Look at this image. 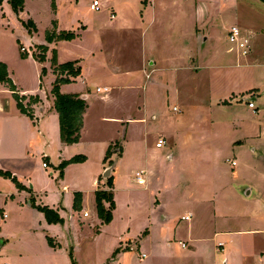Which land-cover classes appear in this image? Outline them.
<instances>
[{"label":"rangeland","instance_id":"374dc122","mask_svg":"<svg viewBox=\"0 0 264 264\" xmlns=\"http://www.w3.org/2000/svg\"><path fill=\"white\" fill-rule=\"evenodd\" d=\"M93 1L26 0V12L17 16L9 0H4L0 62L8 65L19 89L28 94L42 89L44 93L51 86L50 77L43 78L41 87L43 65L35 55H40L39 46L46 44L47 32L78 33L85 26L88 30L80 42L64 46L71 57L100 39L103 55L114 57L132 71H139L145 45L150 62H160L157 73L150 64L147 67L151 82L144 78V86L135 85L116 103L106 100L111 89L97 93V88L106 86L98 74L86 90L79 84L94 100L93 112L102 123L98 140L116 139V148L128 153L121 160L120 154H114L115 148L112 151L113 163L118 164L119 189L113 221L102 225L97 234L91 223L94 217L83 218L86 230L75 234L73 215L78 214L72 208L73 195L59 193L63 194L64 186L69 187L68 193L77 191L76 186L86 188L82 171L62 168L64 162L47 170L42 167L43 156L26 131L29 119L20 113L10 92L1 87L0 150L17 151L13 146L19 137L18 150L27 151V155L21 162L0 161V171H15L12 176L26 185L25 191L37 194L25 201L11 179L12 189L0 180V220L3 214L8 215L0 228V241L4 242L0 263L73 264V255L78 264H264L263 0H179L169 14H163L162 24L150 16L144 17L149 23L141 21L146 0H99L100 11L91 10ZM123 1L124 30L117 26L119 19H111L117 3ZM167 1L157 0L156 4ZM171 24L174 26L166 31ZM233 26L251 41L253 50L247 57L238 58L235 50L228 51L232 46L227 38ZM185 47L200 56L199 65L187 69L182 57ZM249 99H255L257 114L249 108ZM130 119L133 128L125 138ZM163 136L167 145L157 150L156 142ZM90 156L98 160L96 151ZM134 158L138 159L136 165ZM145 169L147 189L134 182L135 174ZM248 190L250 195L245 197ZM40 205L59 209L63 219L50 233L37 208ZM188 213L192 220L182 221ZM61 231L63 248L50 252L46 236ZM71 240L76 243L69 244ZM70 245L77 246L74 252ZM144 254L146 258L141 260Z\"/></svg>","mask_w":264,"mask_h":264},{"label":"crops","instance_id":"0c3cea01","mask_svg":"<svg viewBox=\"0 0 264 264\" xmlns=\"http://www.w3.org/2000/svg\"><path fill=\"white\" fill-rule=\"evenodd\" d=\"M156 2H157V0H146L145 1V3H146L145 10H144V12H141V21L143 20L144 24L149 23V20H147V22H145V20H144V17L149 19V16H150V20L153 19V20H155V22L159 21V23L161 22V24H162V18L161 17L163 16V14L164 13L169 14V10L171 8H174V6L179 3V0H168L167 2H161L159 5H157ZM170 5H172V6H170ZM125 7H126V3H124V1L122 4L117 3L116 11L113 10V14H112V15H114V18H112V15H111L112 20L119 19L120 24H118L117 26H118V28H122L123 30H124V27H127L126 26L127 24L124 22V19L126 18ZM24 9H25L24 12H26V2H25V8ZM117 11H118V16H117ZM173 26H174L173 24L168 25V28L166 29V31H168ZM99 27H100V25H99ZM81 30L82 31L75 33L76 38L72 41L53 42L52 44H48L46 42L45 45L48 46V52L46 54L47 60L42 65H43V67H45L47 69V75L45 77H50L49 81L51 83V86L49 89H47L44 93H42V89H40L38 94L37 93L36 94H28L27 91H22L15 84L17 86V89L19 90V93L21 96H25V97L29 98L31 96H37L38 95L40 97V99L42 100V102L40 104L32 107L33 113H34V120L30 119L29 117H27L26 115H24L20 112L25 118L29 119V121H28L29 123L28 122L26 123V131L28 132L29 137L34 141V143H35L34 146H35V148H37L39 150V152H40L39 154H41V156H43L42 167L47 170L50 165H52V166L55 165V167H56L57 164H61L65 161H69L76 156H84L86 158V160L82 163H74V164H70L66 167V169H70V168L74 167V168H78L79 170L82 171L81 179L83 181L87 182L86 188H83L81 186H78V187L76 186L77 191L71 190L68 193L69 187L64 186L63 187L64 188L63 194L61 192L59 193L61 196L62 195L65 196L66 194H69V195L72 194L73 195L72 208H73V211L76 214H78V216L73 215V217H75L77 220L76 227L74 228V232L76 235H78V234H80L86 230L85 222H83V218L91 219L94 217V219L91 220V223H94L96 225L94 227V230L97 234H100L102 232V225H109L110 224V223L109 224H103L102 220L98 216L97 207H96V192L102 191V190L103 191H109L110 190L107 186V183H106L108 178L107 179L104 178V176L100 173L106 171V169L111 165L114 166V168L112 169L110 177H113V185H114L113 193H114L115 209H116V204H117L116 193L119 190V189H116L117 176L115 175L118 164H117V162H116V164L115 163L111 164V162H114V160H113L114 156L113 155L107 161L105 160L106 155H107V151L111 147L115 148V146L118 145L117 144L118 140H116V139L114 140L113 138L104 140L103 142L98 140V139H100L99 135H100L102 123L95 116V114L93 112L92 103L94 100H91L92 97H90V95L87 93V91L85 92V90L88 88V84L90 83L92 78H95V74H98L100 76L99 79H101L102 83L106 84V86L103 89H101L100 87L97 88V93H106L111 89L112 93L107 97L106 100L108 103H116L123 96L129 95L128 92L132 91V88L135 85L143 84V86H144L145 85L144 78H146V80H145L146 83L152 81V73L147 71V67L149 64H150L149 66L151 68H155L154 69L155 71L153 73H157L161 70L160 65H159L160 62L158 63V61H155V60L150 62L149 57L147 56L146 45L144 46V43H143V46H144L145 50L143 49V52H142V57H141L142 64H141L139 71H137V72L130 70V68H128V67L122 66V62H116L114 57L112 58V56L108 57L107 55H103V49H102L103 45H102L100 39L98 41L94 42L93 46L90 47L89 49H86L85 52H83L81 54H75L77 56L71 57L68 55V52L64 50V46L65 45L70 46L73 44H77V42H80L81 38H83V36L87 33L88 28H87V26H85V28H83ZM58 33H60V32H58ZM205 41H206V39H205ZM188 48L185 47L184 49H182L183 54H184L182 57L184 59V65L188 66L187 69L191 68L190 66L197 64V62L201 60L200 56L197 55L195 51H194V53L189 52ZM230 49L231 48L228 49L229 52H235L234 50L231 51ZM54 51L57 53V56H58V59H57L58 64H64L67 62H77V66L80 67V69H81V75H80V77H78L76 79V81L74 83L64 84L60 88V91L62 94H68L69 93V94L79 95L82 98H84L88 103V109L84 115V127L82 129L81 139H80L79 143H77V144L67 145V144H64L61 140L59 115L54 108V97L51 94V91L53 88V83L55 82V79H56V75H54L52 63L50 65H48L49 64L48 61L49 60L51 61V59H52V58L50 59V54L52 55ZM180 55H182V54H180ZM238 58H242V56L240 55V57L238 56ZM197 65H199V64H197ZM240 66H242V65H240ZM8 71H9V67H8ZM9 74H10V72H9ZM42 84L43 83L40 84L41 87L43 86ZM79 84L84 86L85 90H83L79 86ZM155 84L159 85L160 82H158V83L156 82ZM1 87L6 88L10 92L12 98L14 99L13 93L9 90V88L6 85L1 84L0 88ZM160 87H161V85H160ZM99 89H100V91H98ZM28 100L29 99H27V101L25 103H28ZM14 101H15V104L17 107V102L15 99H14ZM250 109H252V108H250ZM252 110L255 114L258 113L257 110H254V109H252ZM174 111L178 112L179 109L177 108V111L176 110H174ZM122 120H123V118H122ZM130 120H131V123L126 122L128 125L125 129V134H124L125 138L130 135L131 129L133 128L134 120L133 119H130ZM103 124H104V122H103ZM124 124L125 123H123L122 125H124ZM16 135L18 137V132ZM14 137H15V135L13 134L12 138H14ZM164 137L165 136H163L157 140V142H156L157 150H161L167 145L166 137L165 138ZM160 139H164V141L166 142V144L162 148L157 147V143L160 141ZM20 141L21 140L18 137V140L15 143L16 147H15V145L13 146L14 150H17V151H9L8 149L7 150L1 149L0 150V153H1L0 154V161H15V160L20 161V162L23 161L27 155V151L22 153L21 150H18V146L20 144ZM52 147L54 148V152L51 151ZM0 148H1V146H0ZM55 149L57 151V154L55 153ZM120 149L121 148H115L114 154H120L121 153ZM91 151L97 152L98 160L97 159L91 160V156H90ZM120 155H121L120 156L121 160L125 159V157H128L127 152H123ZM38 157H40V155ZM95 161H98V163H95ZM44 163L47 164L46 168L43 166ZM137 163H138V159L135 160V158H134L133 164L136 165ZM233 163L234 162H232V166L235 167L236 163H235V165H233ZM142 171L145 174L147 172L146 169L142 170ZM15 173L16 172L14 171V173L12 175H14ZM145 174H144V176H145ZM0 180L3 183L8 182L9 183L8 186L10 189L14 188L13 185L10 184V182H9L10 179H5V178L0 176ZM4 180H6V181H4ZM134 182L139 186H142V187L146 186V182H145V185H140L138 183V181L136 180V174H135ZM20 184L24 187V189H18V194L23 195L25 197L24 198L25 201H27L28 199L33 200L34 195L37 193L32 192L31 190L25 191V190H27L26 185H24V183H20ZM87 187H92L93 190H89ZM31 189L33 190V188H31ZM145 189H147V186ZM157 192L160 195V190H158ZM75 193H81L82 194V205H81V210H79V211L74 210ZM249 195L245 194L244 196L249 197ZM88 201L91 202L90 207L88 205ZM159 202H160V200H159ZM105 205H106V207H109L108 203H106ZM40 206L43 207L42 205H40ZM44 207H49V206H44ZM50 209L57 212L58 215L61 217L59 209H57V210H55L53 208H50ZM115 209H114V211H115ZM90 211L92 212V214L89 213ZM114 211H113V213H114ZM86 213L88 214L87 216H85ZM5 215H6V217L4 218ZM185 216H190V220L184 221V222H189L193 218V215L191 213L185 214L182 217H185ZM7 219H8V215L6 213L3 214V217L0 220V228L3 227V222H5ZM71 219H72V217L70 216V220ZM112 221H113V219H112ZM47 224L49 226V230L46 229L47 233H50V229L52 227H54V225H60V224H49L48 222H47ZM89 225H91V224H89ZM253 232H255V231H253ZM253 232H251V233H253ZM55 233H56L55 236H50V235L46 236V240L48 238H51L53 240V243L56 246L55 248H53L50 245H48L50 248L49 249L50 252H52V250L54 252H58L63 248V244L60 243L59 239H60L61 235H64V233L62 231L61 232H55ZM57 233H59V234H57ZM219 234L221 235V233H216L215 235H219ZM253 235H255V234H253ZM71 236H73L72 233H70V237ZM2 243L4 245L3 241H2ZM73 243H76V242L74 240H71L69 242V244H73ZM219 246L222 247L223 243H219ZM75 248H77V246H75L74 248L72 247L73 252H74ZM261 256L264 257V253H262ZM145 258H146V255L144 254V257L143 258L141 257V260H143ZM75 261H76V259H75ZM3 263H5V262H1L0 264H3ZM76 264H78L77 261H76Z\"/></svg>","mask_w":264,"mask_h":264},{"label":"trees","instance_id":"16d2710c","mask_svg":"<svg viewBox=\"0 0 264 264\" xmlns=\"http://www.w3.org/2000/svg\"><path fill=\"white\" fill-rule=\"evenodd\" d=\"M4 0H0V9L2 8ZM25 0H9V4L11 5L13 11L18 16L20 12L24 11L25 8ZM264 2V0H263ZM53 8L55 10V5L53 3ZM30 27H35V24L32 21H29ZM54 26L56 23L53 22ZM76 38V34L73 32H60L57 33L56 29L54 31H48L46 34V42L48 44H52L53 42L60 41H72ZM39 49L41 50L40 55H35V59L41 64L45 63L47 60L46 54L48 52L47 45H40ZM24 51V48L22 49ZM52 58V66L54 75H56L55 82L53 83V88L51 94L54 97V108L59 115V123H60V135L61 140L64 144L72 145L79 143L81 139L82 129L84 127V115L88 109L87 101L79 95L76 94H62L60 88L64 84H71L76 81L78 77L81 75V69L77 66V62H67L64 64L57 63V53L53 52ZM47 75V69L45 67L41 70L40 81L42 83L43 78ZM6 85L9 90L13 93V97L17 102V107L20 112L30 119L34 120L33 106L38 105L42 102L40 97L31 96L29 98L25 96H21L17 86L10 78V74L8 71L7 64L0 62V85ZM28 100V103L25 102ZM117 145L115 146V148ZM114 147H111L107 151V155L105 160L107 161L113 151ZM122 149H120V152ZM121 154V153H120ZM86 160L84 156H76L69 161H65L61 167L65 168L66 166L74 163H82ZM113 164V162H111ZM0 175L6 179H11L18 188L24 189V187L17 181L15 177L10 173H4L0 171ZM107 186L110 189L109 191H97L96 192V207L99 218L102 220L103 224H109L113 219V211L115 209V201H114V185H113V177L107 179ZM106 203L109 204V207H106ZM33 204V202H32ZM82 205V194L75 193L74 199V210H81ZM39 211H41L46 221L49 224H62L63 219L58 215L57 212L50 209L49 207H37ZM48 243L51 247L55 248V244L51 238H48ZM72 254V253H71ZM71 259L73 264H75L74 257L71 255Z\"/></svg>","mask_w":264,"mask_h":264},{"label":"built area","instance_id":"2783aa9c","mask_svg":"<svg viewBox=\"0 0 264 264\" xmlns=\"http://www.w3.org/2000/svg\"><path fill=\"white\" fill-rule=\"evenodd\" d=\"M100 1L99 0H94L92 5H91V10L92 11H100ZM112 18H114V15H112ZM228 42L229 44L232 46V48L230 49L231 51L235 50L237 51V53L239 55H241L242 57H247L251 54L252 52V44L251 41L248 37L244 36L240 30L239 27L234 26L230 29L229 34H228ZM100 91V89L98 90ZM249 103V107L256 110L254 103L252 102V100L248 101ZM174 110L177 111V108H175ZM166 144V142L164 141V139H160V141L157 143V147L162 148L164 145ZM233 165H235V162L233 163ZM43 166L46 168L47 164L44 163ZM144 172H138L136 173V180L138 181V183L140 185H145V180H144ZM88 214L86 213L85 216H87ZM6 217V215L4 216V218ZM182 221H188L190 220V216H185L181 218ZM184 246V245H183ZM144 257V255L142 256V258ZM6 264V263H3Z\"/></svg>","mask_w":264,"mask_h":264},{"label":"water","instance_id":"95a60500","mask_svg":"<svg viewBox=\"0 0 264 264\" xmlns=\"http://www.w3.org/2000/svg\"><path fill=\"white\" fill-rule=\"evenodd\" d=\"M249 100H255V99H249ZM248 100V101H249ZM114 168V166L113 165H111V166H109L107 169H106V171H105V173H104V178H110V175H111V172H112V169ZM250 194V191L248 190L247 192H246V195H249ZM2 245H3V243H2V241H0V247H2Z\"/></svg>","mask_w":264,"mask_h":264}]
</instances>
